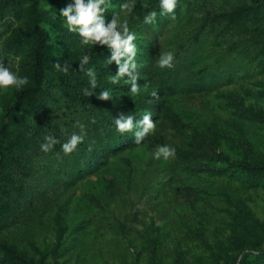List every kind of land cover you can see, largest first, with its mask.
<instances>
[{"label": "rangeland", "instance_id": "obj_1", "mask_svg": "<svg viewBox=\"0 0 264 264\" xmlns=\"http://www.w3.org/2000/svg\"><path fill=\"white\" fill-rule=\"evenodd\" d=\"M31 2L0 0V59L28 78L22 89L34 84ZM130 2L109 0L104 18L136 35L135 96L127 75L111 83L112 50L66 27L60 9L74 0H37L41 89L9 110L22 89L0 88V264H264V0H178L174 19L159 0L122 11ZM166 52L173 68L158 66ZM149 111L156 127L141 144L136 129L116 131L120 113ZM78 122L84 142L65 155ZM46 135L60 141L48 153ZM158 145L175 156L155 159Z\"/></svg>", "mask_w": 264, "mask_h": 264}, {"label": "clouds", "instance_id": "obj_2", "mask_svg": "<svg viewBox=\"0 0 264 264\" xmlns=\"http://www.w3.org/2000/svg\"><path fill=\"white\" fill-rule=\"evenodd\" d=\"M109 0H74V3L68 4L66 7L60 9V15L65 18V25L72 33H76L81 38L83 45L99 44L107 45L111 50V57L106 62L111 63L115 61L118 65V72L111 77V83L116 84L127 75L129 77L126 83L131 85L130 92L133 96L140 93V85L137 83L138 68L136 56L138 52L137 45L134 43L136 35L130 31L127 20L120 21L114 14L113 18L107 24L105 23L104 13L107 10ZM105 5V7H101ZM178 5V0H159L160 15H171L174 19V12ZM121 10L131 12L135 7L134 0L130 3L121 4ZM146 7V5H145ZM157 12L150 11L144 17L145 24H154L156 22ZM174 53L166 52L159 56L158 66L160 68H173L174 67ZM90 61V56L85 54L79 63V69L82 70L83 66ZM58 71L68 72V68H61L59 62L55 63ZM87 76L90 78L91 87L94 89L97 86L95 72L89 68ZM28 83L27 77H20L8 67L5 66L3 60L0 59V88L7 89L14 87L17 90L22 89ZM86 96L92 95V92L87 89L84 90ZM151 96L157 97V92L153 91ZM99 99H110V93L105 90L99 94ZM116 131L124 134L136 131L133 133L135 143L141 144L146 137L153 133L156 123L152 119V113L146 112L142 119L134 120L132 115L125 117L120 113L118 118H114ZM80 128V133L73 132L66 141L61 144V149L65 155H70L77 150L78 146L84 142L85 133L84 126L77 124ZM60 143V141L50 135L44 137V143L40 145V150L44 153L52 151L53 147ZM91 150V148H89ZM157 160L163 158L168 160L175 156V148L170 145H158L155 152L152 154Z\"/></svg>", "mask_w": 264, "mask_h": 264}, {"label": "trees", "instance_id": "obj_3", "mask_svg": "<svg viewBox=\"0 0 264 264\" xmlns=\"http://www.w3.org/2000/svg\"><path fill=\"white\" fill-rule=\"evenodd\" d=\"M32 14L35 16L32 26V35L34 38V65H33V75L34 84L31 87L22 89L17 92L15 103L9 107V110H16L20 107L22 102L37 94L42 86V72L45 64V50H46V38L45 32L40 26V12L37 8V0H31ZM5 127H0V146L3 141V133ZM4 152L0 148V168L3 166Z\"/></svg>", "mask_w": 264, "mask_h": 264}]
</instances>
